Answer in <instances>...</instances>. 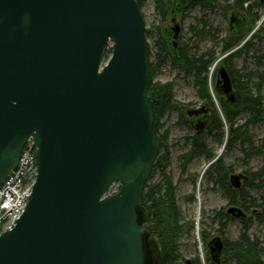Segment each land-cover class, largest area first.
<instances>
[{
  "label": "water",
  "instance_id": "1",
  "mask_svg": "<svg viewBox=\"0 0 264 264\" xmlns=\"http://www.w3.org/2000/svg\"><path fill=\"white\" fill-rule=\"evenodd\" d=\"M175 1L165 28L173 51L191 0ZM230 20L250 31L239 14ZM146 29L136 0H0V188L31 138L38 169L23 216L0 237V264H153L143 204L160 153ZM216 85L234 102L224 66ZM209 114L186 116L200 133ZM247 180L233 173L229 182L238 190ZM227 214L247 218L235 205ZM208 247L219 260L224 238Z\"/></svg>",
  "mask_w": 264,
  "mask_h": 264
},
{
  "label": "trees",
  "instance_id": "2",
  "mask_svg": "<svg viewBox=\"0 0 264 264\" xmlns=\"http://www.w3.org/2000/svg\"><path fill=\"white\" fill-rule=\"evenodd\" d=\"M146 1L136 0L141 9ZM173 1L172 5L171 0H155L156 8L161 13L164 22L170 16V6L172 5V10L175 7L176 1ZM217 3L218 0H191L182 9V14L189 6L201 5L205 9L213 10L218 8ZM262 7H264L262 0L255 2L251 0H226L224 5H221L225 19L231 18L234 13L239 14L247 21L250 31L238 33L232 30L231 25H229V32L223 40L224 44L220 54L210 50V52L199 56L192 55V52L187 47L180 44V39L177 50L173 51L165 34V28L170 23L163 27L162 33L160 31L161 37L157 42L160 50L156 55V64L150 62L152 56L146 44L148 67L146 88L154 102L156 120L154 131L159 146V153L164 152L161 157L159 155L149 182L158 170L162 174V179L157 184L149 185L148 182L144 193V228L149 234L153 264H179L181 253L178 241L185 229L184 225L181 224V209L177 203V186L174 184L173 178L166 173V169L171 164V153L167 143L164 142L165 135L160 134L161 119L166 114H170V112H179V125H190V121L187 119L186 112H182L184 109L183 104L174 98L173 84L154 83L152 75L170 57L171 62L176 66L179 65L187 75L192 74L195 76L197 95L200 100L208 103L211 122L207 128V135L213 139L215 138L221 144H224L227 139L228 149L240 142L245 161L253 156H258V154H264V145L256 148L250 134V126L264 119V49L261 48L264 44V27L256 29L257 31L255 30L257 23L263 19V15L257 13L255 9ZM192 31L196 32L195 29H192ZM198 31L200 34L206 33L205 28ZM253 32L252 40L245 42L243 39ZM255 41L259 43L261 49L257 48ZM112 50L110 53H112ZM106 54L107 52L104 53V56ZM224 55L228 56L221 61V66H224L228 74H230L233 93L236 95L234 102H230L225 96H222L217 87L210 83V69L214 62ZM242 56H246V58L252 56V60L254 59L256 62V69H248L243 72L238 70L235 59ZM255 78L259 80H255ZM212 89H214V95L212 94ZM215 95L217 100H219L221 109L214 104L213 96L216 97ZM245 113H248L249 117L243 124L237 125L238 119ZM186 141L188 149L180 157L184 171L187 170L193 159L197 157H205L207 161L211 162L216 158V152L209 148L205 131L201 134L194 133L190 138H186ZM232 174V167L227 165V163L225 164L220 157L206 170L205 176L207 180L213 181L215 185L217 184L220 187L231 205L239 206L247 214L245 220L240 219L245 225V229L238 240L225 239L223 234L227 227L226 223L230 217H234L222 210H218L213 219L217 225H220L218 235L224 238L225 247L219 256V260L216 261L211 257L209 249L206 255V262L202 263L201 258L198 256L188 261L187 264H264V243L249 235L248 224L246 223L250 216L248 210L252 209L256 220L264 224V193L259 198H255L245 192V187L249 186L259 189L260 186L264 185V166L260 167L258 171L245 172L248 180L238 190L234 189L231 182H229ZM200 237L207 246L214 238H211L210 234L204 230L200 231Z\"/></svg>",
  "mask_w": 264,
  "mask_h": 264
},
{
  "label": "rangeland",
  "instance_id": "3",
  "mask_svg": "<svg viewBox=\"0 0 264 264\" xmlns=\"http://www.w3.org/2000/svg\"><path fill=\"white\" fill-rule=\"evenodd\" d=\"M171 1L173 5L174 1ZM251 1L255 2L257 0ZM225 2L226 0H218V8L213 10L209 8L205 9L201 5L189 6L178 18L177 22L181 25L180 44L187 47V49L192 52V55L199 56L210 52V50L220 54L224 44L223 40L228 35L230 25V18L225 19L223 16V10L221 9V5H224ZM172 5L169 10L170 16L165 22L162 20L161 13L158 12L156 8L155 0H147L141 9L145 18V23L147 24L146 44L148 45L152 56L150 62L153 64H156V55L160 50L159 45H157V42L161 37L160 31L162 33L163 27L167 23H170L172 17ZM255 11L260 15H263V19L255 26L256 30L264 27V7L256 8ZM203 28H205L206 33L200 34L198 30ZM192 29H195L196 32H193ZM253 34L254 32L243 40L245 42L251 41ZM255 44L258 49H264V44L261 48L259 47L258 42L255 41ZM112 49V44H110L105 51L107 54L104 56L105 60L103 65L111 59L110 57L112 53H110V51ZM251 57L252 56L246 58V56H242L236 58L235 63L238 70L243 72L248 69H256V62L254 59L252 60ZM221 64L222 63L220 62L213 73L211 72L210 74V83L214 87L216 86L215 83L217 80L216 70ZM152 77L154 83L161 82L173 84L174 98H176L179 103L183 104V113L191 109H196V107L203 102L197 95L195 76L192 74L187 75L179 65L176 66L171 62L170 57L167 58V61L162 64L160 68H157V71L153 73ZM255 80L259 79L255 78ZM213 99L214 104L221 109V107H219L220 104L219 100H217V96H213ZM219 112L221 113L220 110ZM179 116V112H170V114H166L161 119L160 129V134L165 135L164 142L167 143L169 152L171 153V164L166 169V173L173 178L174 184L177 186L176 195L178 206H180L181 209V224L185 227L183 234L179 237L180 239L178 241L181 253L179 264H187L188 261H191L198 256L201 258L202 263H204L207 260L206 255L208 254L209 247L207 244H204L200 237V231L204 230L210 234L211 238L217 236L220 225H217L214 222L213 218L215 213L218 210L227 213L228 207L231 203L224 193H222V190L217 184L215 185L213 181L206 179V171L204 169L211 161H207L205 157H197L188 165L186 171L183 170V162L180 157L188 149L186 138H190L195 132L194 129H191L190 125H179ZM248 117V113L241 115L238 119L237 125L243 124ZM225 128L228 130L227 127ZM205 132L209 148L216 152V157H221L225 164L227 163V165L232 167L234 174H245V172L248 171H258L260 167L264 166V154H258V156H253L245 161L243 159L244 155L242 153L240 142H237L231 149H228L227 139L224 144H221L215 138L213 139L208 136L207 131ZM250 134L254 140V146L256 148L264 145V119L261 122L250 126ZM163 153L164 152H161L160 157ZM30 167L31 165L28 164L29 172L31 171ZM154 174L155 175L149 182V185L157 184L162 179L160 170L156 171ZM34 175L35 174L32 173L30 176L33 177ZM112 187L111 194L117 193L121 189L120 183ZM245 192H248L251 197L259 198L261 194L264 193V185L260 186L259 189L249 186L245 187ZM248 213L250 216L246 223L248 224L249 235L264 243V224L259 223L256 220L252 213V209H249ZM226 224L227 227L223 237L225 239L238 240L245 229V225L240 219L238 220L231 217Z\"/></svg>",
  "mask_w": 264,
  "mask_h": 264
},
{
  "label": "built area",
  "instance_id": "4",
  "mask_svg": "<svg viewBox=\"0 0 264 264\" xmlns=\"http://www.w3.org/2000/svg\"><path fill=\"white\" fill-rule=\"evenodd\" d=\"M20 159L17 171L0 189V236L16 226V221L20 219L27 207V201L35 183L37 169L32 145L27 146ZM28 164L31 165L30 172ZM32 173L35 174L33 177L30 176Z\"/></svg>",
  "mask_w": 264,
  "mask_h": 264
},
{
  "label": "flooded vegetation",
  "instance_id": "5",
  "mask_svg": "<svg viewBox=\"0 0 264 264\" xmlns=\"http://www.w3.org/2000/svg\"><path fill=\"white\" fill-rule=\"evenodd\" d=\"M178 16H177V21H178ZM220 91V90H219ZM220 93L222 94V96H225L227 99H228V96H226L225 94H223V92H221L220 91ZM203 102H201L200 103V105L198 106V107H196V109H201L202 107H206V108H208L209 110H210V108L208 107V103H207V101H204V100H202ZM210 115V114H209ZM209 115H208V118H209ZM194 118H196V117H194ZM197 124H198V119H197ZM210 122H211V119L209 118V122H208V125H207V127H209V124H210ZM195 126H196V124L194 123V121H191V123H190V127H191V129H194V132H195V134H201V133H203V132H197V130L195 129ZM206 127V128H207ZM208 130V129H207ZM207 130H205V131H207ZM247 181H245V182H243V185L246 183Z\"/></svg>",
  "mask_w": 264,
  "mask_h": 264
},
{
  "label": "bare ground",
  "instance_id": "6",
  "mask_svg": "<svg viewBox=\"0 0 264 264\" xmlns=\"http://www.w3.org/2000/svg\"><path fill=\"white\" fill-rule=\"evenodd\" d=\"M223 59H224V58L221 57V58H219L218 60H216V61L214 62V65L211 67L210 72L213 73V71L216 69V67L219 65V63H220ZM221 65H222V64H221ZM221 67H222V66H219L218 69H220Z\"/></svg>",
  "mask_w": 264,
  "mask_h": 264
}]
</instances>
